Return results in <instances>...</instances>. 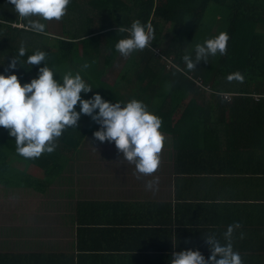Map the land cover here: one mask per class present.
Instances as JSON below:
<instances>
[{
	"label": "crops",
	"instance_id": "1",
	"mask_svg": "<svg viewBox=\"0 0 264 264\" xmlns=\"http://www.w3.org/2000/svg\"><path fill=\"white\" fill-rule=\"evenodd\" d=\"M118 71L112 81L103 80L112 84ZM195 95L187 94L163 119L161 162L150 176L139 173L115 142L96 138V155H65L45 192L2 171L0 264H171L173 252L187 250H199L207 260L210 246L203 237L214 235L224 244L223 234L235 223L242 225L232 240L242 264H263L264 150L254 142L249 147L246 136H230L225 125L214 139L206 137L211 105L191 109L206 113L194 128L184 122L183 105ZM137 101L154 113L153 102ZM98 125L87 129L81 146ZM26 168L45 179L43 169Z\"/></svg>",
	"mask_w": 264,
	"mask_h": 264
},
{
	"label": "trees",
	"instance_id": "2",
	"mask_svg": "<svg viewBox=\"0 0 264 264\" xmlns=\"http://www.w3.org/2000/svg\"><path fill=\"white\" fill-rule=\"evenodd\" d=\"M29 20L44 23L46 34L30 30ZM136 20L152 25V47L118 59L122 55L115 45L129 37V33L118 29L122 25L130 28ZM220 33L230 37L227 54L210 55L208 62L201 61L195 70H188L183 56L194 59L195 46ZM21 46L26 50L22 57ZM37 51L46 53L44 63L60 83L69 72L73 76L79 73L92 86L94 94L99 93L112 104L126 105L134 99L153 102L156 106L153 114L162 121L161 130L167 128L163 119L168 121L166 117L184 103L187 94L195 93L197 96L183 105L184 122L194 128L206 113L191 109L211 105L212 131L206 132V137L214 139L225 125L226 129L231 127L230 136H246L249 147L254 142L264 150V0H71L67 14L59 21L20 17L15 5L0 0V74H16L22 85L30 83L45 67L43 62L27 63L28 57ZM14 56L20 64L9 69ZM115 61L122 64L110 84L103 78ZM86 63L89 67L84 69ZM236 72L244 76L242 83L227 79ZM224 93H230L231 97L225 98ZM85 118L84 129L80 118L78 128H68L58 138L55 151L34 159L19 155L15 137L0 127L3 175L45 192L48 178H57L54 177L60 172L57 167L62 166L65 155L79 152L81 138L93 122L90 116ZM16 159L27 167L43 169L45 179L28 173L26 167L16 170L13 163ZM204 162L202 159L199 165L203 167ZM207 231L206 227L201 233ZM260 260L264 264V257Z\"/></svg>",
	"mask_w": 264,
	"mask_h": 264
},
{
	"label": "clouds",
	"instance_id": "3",
	"mask_svg": "<svg viewBox=\"0 0 264 264\" xmlns=\"http://www.w3.org/2000/svg\"><path fill=\"white\" fill-rule=\"evenodd\" d=\"M9 3L15 5V12L20 17L59 21L67 14L71 0H9ZM28 26L36 33L46 34L44 23L29 20ZM118 32L129 33L128 38L119 40L115 45L124 57L136 50L152 47L154 30L151 24L144 25L136 20L130 28L122 25ZM229 39L227 33H220L203 44H197L194 59L190 55L183 56L187 69L195 70L199 62H208L210 55H226ZM25 51L21 46L19 56H24ZM45 60L46 53L37 51L28 57L27 63L40 65ZM17 63L20 64V60L14 56L9 69H15ZM44 64L39 77L24 85L16 74H0V127L8 129L9 135L15 137L19 155L34 159L44 153H52L63 132L68 128H78L81 114H85L101 126L94 133L95 138L100 142H115L119 152L128 162L135 164L139 173L150 176L158 170L165 144V137L160 131L162 121L158 116L137 100H131L126 105L122 102L112 104L99 93L91 99H82L81 93L92 92L93 88L79 73L73 76L69 72L60 83L54 78V72ZM88 67L87 63L83 65L84 69ZM227 79L242 83L244 76L236 72ZM78 103L79 112L76 111ZM154 184H158V180L149 181L147 187L151 189ZM240 227L239 223L228 226L223 234L224 244L214 235L203 237L210 246L211 256L207 260L199 250L176 251L171 256V264H242L241 256L234 251L232 244L234 231Z\"/></svg>",
	"mask_w": 264,
	"mask_h": 264
},
{
	"label": "rangeland",
	"instance_id": "4",
	"mask_svg": "<svg viewBox=\"0 0 264 264\" xmlns=\"http://www.w3.org/2000/svg\"><path fill=\"white\" fill-rule=\"evenodd\" d=\"M119 66H120V62L115 61L114 64H112V66L109 67V68L106 70V74H105L104 78H105L106 80L112 81V79H113L115 73H116V72L118 71V69H119ZM94 95H95V94H94V91L89 92V93H81V98H82V99H91ZM78 107L80 108V104H79V103H78L77 106H76V111L79 112V108H78ZM98 111H99V110H98ZM97 113H98V112H97ZM91 119H92V118H91ZM95 124H96L95 121H93L91 126H93V125H95ZM78 126H79V121H78ZM95 128L98 129V130H100L101 126L98 125L97 127L95 126ZM95 128H94V129H95ZM71 129L74 130L75 128H71ZM94 139H95L94 134H89V136L86 138V142H84V143L82 144V146H81V145L79 146L80 151H79L76 155H80L81 151H84V153H83L82 155H84V154L96 155L95 152H93V151L91 150V147L94 146V142H93ZM99 144H100V143H99ZM13 163H14V165H15V169H16V170H17V168H19V169L22 170L24 167H27V166H26V163H24V162H20L18 159L14 160ZM1 174H2V169H1V167H0V175H1Z\"/></svg>",
	"mask_w": 264,
	"mask_h": 264
},
{
	"label": "built area",
	"instance_id": "5",
	"mask_svg": "<svg viewBox=\"0 0 264 264\" xmlns=\"http://www.w3.org/2000/svg\"><path fill=\"white\" fill-rule=\"evenodd\" d=\"M169 63H171L170 61H168ZM225 98H230L231 97V94L230 93H224L223 94Z\"/></svg>",
	"mask_w": 264,
	"mask_h": 264
}]
</instances>
